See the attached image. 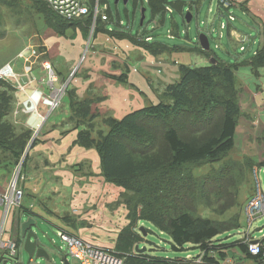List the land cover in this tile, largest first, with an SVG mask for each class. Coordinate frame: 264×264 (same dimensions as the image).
<instances>
[{
	"label": "trees",
	"instance_id": "trees-1",
	"mask_svg": "<svg viewBox=\"0 0 264 264\" xmlns=\"http://www.w3.org/2000/svg\"><path fill=\"white\" fill-rule=\"evenodd\" d=\"M138 1L135 0V4ZM39 2L49 10L50 29L65 35L70 28L81 27L85 39L89 38L97 0L87 1L90 15L77 21L64 20L46 3ZM98 4L100 9L106 7L105 0H99ZM148 4L155 18H164L167 11L171 12L169 0H148ZM104 15L108 22H103L101 17L97 19L93 40L98 32L109 33L105 27L111 21L109 7ZM86 19L82 27L79 23ZM145 25L146 20L141 28L144 40L141 45L156 54L157 50L145 43L146 39H153V33L148 32ZM203 53L213 57L216 63L199 69L183 67L180 81L164 91L163 101L121 120L105 118L107 132L102 129L94 132L96 119L100 118L92 114L95 101L80 100L71 85L65 92L70 121L78 131L77 143L96 150L106 182L123 190L121 200L128 209L130 224L119 235L112 252L124 261L123 264H180L176 259L153 256L152 253H156L153 250L141 252L144 247L138 231L141 224L151 225L167 235L175 253H183L189 246L200 250L204 264H216L217 258L225 256L223 253L227 249L218 244L222 240H214L242 229L240 214L226 223H219L198 216V208L205 207L224 216L239 207V187L245 173L255 167L264 170V160L245 159L244 163L227 164L219 173L213 171L199 179L186 167L222 163L234 150L239 120L243 117L237 99L236 74L247 66L255 72L264 69V49L258 51L250 65L248 62L224 63L211 49ZM119 81L124 83L122 78ZM218 87L220 91H216ZM12 92L14 99L15 91ZM12 112L0 103V152L4 163L13 164L14 168L23 164L21 177L33 132L26 129L21 132L7 123ZM17 242L20 252L22 241ZM258 243L264 246V239ZM240 246L249 254L246 242H240Z\"/></svg>",
	"mask_w": 264,
	"mask_h": 264
},
{
	"label": "crops",
	"instance_id": "crops-1",
	"mask_svg": "<svg viewBox=\"0 0 264 264\" xmlns=\"http://www.w3.org/2000/svg\"><path fill=\"white\" fill-rule=\"evenodd\" d=\"M105 3L106 6L108 3L111 13L110 23L105 24L109 33H97L95 37V44L97 43V45L93 48L94 52L91 53L90 58L85 59L89 61H85L87 65L86 67L84 66L80 75L77 72L84 60L83 47L85 41L90 40L91 34L88 39H85L83 28H70L65 35L54 33L51 41L44 39L45 47H43L50 51L49 60L54 68L58 83L68 80L64 86H73L72 90L75 91L76 97L80 100L95 101L92 107V114L99 115L104 119L121 120L124 118V114L119 119L114 115L117 111L113 107L115 95L113 93L121 91V85L118 83L127 84L130 89L133 86L139 87L131 81V73L138 75L139 69L144 66V62L149 67L157 68L158 70H160L162 65H171L170 61L173 63V71L166 70L168 79L163 77V85L166 87L179 81L183 67L199 69L212 65V61L215 59L203 53L208 51L201 47L199 40L201 35H206L209 38L211 50L222 52L223 57L221 55V58L218 55L217 57L224 63L231 64L230 58H235V63L232 65L244 62L249 63L256 57L258 51L264 49V0H234L233 6L229 11L222 10L219 2H217L216 15L213 0H195L190 4L184 2L170 3L171 5L168 8L171 12L167 11L164 18H155L150 11L152 19L150 22L156 21L157 23L158 20H163V24H155L154 31H158L161 26L166 27L169 17L173 26L170 31V40H157L158 33H153L151 42H146L148 39L145 40V43L151 48L153 47V50H157L156 54L141 45L144 42L142 30L139 29L137 32H133L135 31L134 21L132 22L128 18V24H125L120 15H118V21H116L113 17L109 0H105ZM132 4L134 5L135 13L139 7H144L143 9L146 7V13L148 9L150 10L148 0H142V2L140 0L137 4H135V0H132ZM174 9L179 12L183 20L185 19L186 21V14L190 13L192 17L191 23L196 18L198 25L200 24V28H198L199 37L193 40L187 38L193 43L187 40L183 42L184 39L180 34V25ZM236 12L242 14L245 18V26L255 30L257 32L256 36L250 38L238 30L235 26L237 22ZM204 13H207V22L204 21L206 18L202 20V17L205 16ZM118 14H120L119 11ZM213 15H215V18L210 23V17ZM229 15L235 17L233 23L228 22L227 18ZM222 18H226L227 28L222 31L220 24L219 31H217V20L220 21ZM86 21L87 19L79 24L84 27V22ZM146 30L150 32L148 27H146ZM217 33L218 36L215 39ZM232 34L240 36L242 44H239L236 41L238 38H233ZM226 36L228 44L224 47L221 45V41ZM176 38H179L180 41H177ZM212 40L216 44L214 48ZM28 43L31 45L30 40ZM246 44L250 46L249 49ZM242 47L246 49L245 53L241 52ZM40 50L45 52L44 49ZM62 58L66 59V62L71 65L68 68L67 72L69 74L67 77H64L59 70L58 61ZM133 58L137 59V62L141 64H132ZM184 60H186V63ZM77 67L78 69L75 73L74 71ZM261 71H258L259 75ZM121 78L124 83L119 81ZM163 85L162 87L164 88ZM142 88L145 90V87ZM144 92H147V89ZM45 93L47 94V92ZM163 93L164 91H162L161 96ZM130 96L136 98L135 91H130ZM63 98L68 101V105L66 108L60 109L55 117L53 116L54 113L50 112V109L46 108L45 114L40 112L48 119L36 133L37 131L31 130L27 126L29 117L14 116L16 111V97L14 96L15 109L12 114L11 124L18 129L22 128L33 132V138L27 148L29 150L28 160L23 174H21V177L19 175V188L23 190L25 195L23 205L10 213L11 216L9 219L7 217L8 221L6 220L7 224L5 223L6 226H4V240L22 241L18 263L22 257H25V239L22 237V225L28 220H34L36 226H38L39 221L49 225L58 238H60L62 233H66L81 239L89 245L111 252L116 248L119 235L130 224L128 209L121 200L123 190L106 182L102 176L100 158L96 150L83 148L77 143L78 131H76V126L70 121L69 100L65 95ZM132 107V105L129 106V108ZM50 115L55 120H51L52 117ZM15 119L25 120L23 123L18 124ZM258 120L261 123L263 122L257 118L256 123L252 124L251 122V125L256 126L258 124L259 127L260 123H258ZM30 122L33 123L34 119L30 118ZM261 126L262 132H264L263 123ZM3 158L2 152H0V193H4L8 189L19 168H14L13 164L4 163ZM261 161L263 159L259 157L257 162ZM20 166L22 169L23 164L21 163ZM3 219L4 214L2 213L1 215L0 213V227ZM259 220L260 218H257L251 225L247 222L246 228L242 226V229L238 232L226 235L225 239L220 238L222 243L218 244L225 246L227 250L223 253L225 255L223 259H216V262H218L216 264H264L261 259L251 257L247 252H244L240 246V242H246V238L253 242H259L264 239V230L256 223ZM142 227L143 225L141 224L138 228L139 232H142ZM257 234H259V237H257ZM236 235L239 236L237 240H230ZM217 240L219 241V239ZM155 246L158 247V245ZM141 250H143V247ZM150 250L156 252L152 253L153 256L159 255L157 249L151 248ZM179 254L181 258L176 257L172 260L176 259L180 264H204L196 260L202 257L201 251L192 246L187 247L185 252ZM3 258L5 257L0 253V264L5 262L2 261ZM71 259L73 258L67 252L64 253L61 250L50 251L48 249L46 257L37 258L36 254L33 258L29 257V264H77L75 260H73V263Z\"/></svg>",
	"mask_w": 264,
	"mask_h": 264
},
{
	"label": "rangeland",
	"instance_id": "rangeland-1",
	"mask_svg": "<svg viewBox=\"0 0 264 264\" xmlns=\"http://www.w3.org/2000/svg\"><path fill=\"white\" fill-rule=\"evenodd\" d=\"M36 1H38V4L36 3ZM36 1L34 0H0V67L5 66V65H13L17 74L19 76L23 75L24 70H25L24 62L23 60L19 59L18 56L19 54L24 52L25 49L26 50L30 49V52L32 53V54L30 53V55H34V53L37 54L36 58L33 59V62H34L33 71H34V74H35L34 77L36 78V80L31 78V82H28L27 84L26 91H43L44 93L47 92L46 95L48 96L53 91H62L64 93V91H66L68 88L64 86L68 82V80H66L65 84L63 82L58 83V80L56 78L53 80V78L51 77V72L46 71L43 66V64L46 61L50 63V60H49L50 51L47 48H43L45 47L44 39L51 41L53 34L56 32L55 30L50 29V27L48 26L50 23L49 22L50 13H49L48 8L45 7L43 4H41L39 2L40 0H36ZM194 1L195 0H170V3L174 4L178 2H184V3L190 4ZM109 2L112 8V11H113V17L115 18L116 21H118V15H120L122 21H124L125 24H128V18H130L132 22L134 21V25H135L134 27L135 31H133L134 33L142 28L140 26L141 11L144 7H139V9H137L135 13L132 0H129V3L127 5H124L123 1H120V4L117 6L115 4V0H109ZM217 2L218 0H213V4L215 5V15L217 12ZM43 3L45 2L43 1ZM145 9L147 8L145 7ZM118 11L120 14H118ZM174 11L179 21L180 34L181 36H183V39H184L183 42H185V40L189 41V40H193L194 38H198L199 37L198 28H200V24L198 25V21L196 20V18L192 21V23L188 24L187 20L185 22L180 17L179 12L177 10L174 9ZM187 14L190 15V13H187ZM204 15L205 16L202 17V20L206 18L207 13H204ZM215 15L210 17L211 19L210 23L213 22ZM235 17L237 19L235 26L238 28V30L243 35L248 36L250 38H253L254 36H256L257 32L255 30H251L249 29V27L245 26L244 24L245 18L242 16L240 12H236ZM145 18H146L145 26L148 27L149 31L151 33H158V37H156L157 40L160 39L163 41V40H167L170 38V31L173 29L172 20L170 17H169L167 26L166 27L161 26L158 29V31H154L155 24L158 23L161 25L163 24V20H158L157 23L156 21L150 22L152 19H151V14H150L149 9L147 13H145ZM204 21L207 22V18ZM222 23L227 24L226 18H222L220 21L217 20V31H219V25ZM202 28L205 29V27L203 26ZM93 35L94 33L92 34L91 32V37H93ZM217 36H218V33L215 39H217ZM232 36L235 39L238 38V40L236 41L239 44L242 42L241 37L238 36L237 34L235 35L232 34ZM91 37L89 41H85V45L83 47V51H82V54L84 53L83 63L81 64L78 72H77V69L79 65L74 71L75 73L77 72V74L79 73V75L83 71L84 66L86 67L87 65V62L85 61H89L85 59L90 58L91 53L94 52L93 48L95 47V45H97V43L95 44V38L93 40ZM187 38H189V40ZM29 40L31 41V45H29L28 43ZM176 40L180 41L179 38H176ZM189 42L193 43L192 41H189ZM212 43H213V48H214L216 44L214 41ZM227 44H228V40L226 36V38L221 41V45L226 47ZM246 47L249 49L250 46L246 44ZM40 49H44L45 52L44 51L42 52ZM242 49L244 50L242 51ZM242 49H241V52L245 53L246 49L244 47H242ZM38 52L40 53V56H38ZM214 52L219 57L220 55L222 56L221 51L215 50ZM234 59L232 57L230 58L231 65L235 63ZM225 61L227 62V60ZM184 62L186 63V60H184ZM251 62L247 63V65H250ZM170 63L172 66L162 65L160 70H158L157 68L149 67L148 64L144 62V66H142L139 69L138 75L133 72L131 73V81L134 84L138 85L139 87L133 86V88L130 89L129 86H127V84L118 83L119 85H121L120 86L121 91L120 92L118 91L117 93L116 92L113 93L115 94L113 98V102H114L113 107L117 111L114 113V115L117 119L121 118L123 114H124L123 116L125 117L131 114L132 112L140 111L144 108L151 107L152 105L157 104L158 102L164 100V96H161V93L162 91H165L168 88V86L166 87L163 85L164 83L163 77L168 79L166 70L171 71V72L173 71L172 69L173 63L171 61ZM58 64H59V70L62 73V75H64V77H67L69 74L67 71L71 65L68 64L66 62V59L64 58L59 60ZM132 64L139 65L141 63L137 62V59L133 58ZM203 66H208V65H203ZM51 68H52V71H54V68L52 67V65H51ZM261 70L262 71L259 75L258 71L255 72L254 70H252L251 67L247 66V67H242L239 70V72L236 74V76H239L236 79V87H237V91L239 92L237 99L240 102V106L243 112V117H241L239 120V126H238L237 136H236L237 137L236 146L234 150L227 156V158L222 163L202 164V165H193V166L186 167L188 171H190L195 178H198V179L202 178L206 175H209L213 171L219 173L220 170L225 168L227 164L232 165L233 163H244L245 159H250V160H254L257 162V160L260 157L264 160V145L262 146V144L264 143V132H262V128H261L262 123L264 125V91H263L264 90V70L263 69ZM0 82H1L0 83V103H2L5 107H7L9 109V112H12L15 109V102L13 99L12 91H17V90L13 87L11 83H6L3 81H0ZM162 85L164 86V88L162 87ZM72 87L73 86H71V89ZM142 87H145V90ZM146 89H147V92H144L146 91ZM220 90H221V87H218L216 91H220ZM130 91H135L136 98L135 97L132 98V96H130ZM2 94L5 95L4 98H2ZM165 102L168 103V100H165ZM67 105H68V101H66L65 98H63L57 110L52 112L54 113V115L53 114L52 115L55 117L59 113L60 109L66 108ZM131 105L133 107L129 108V106ZM46 108L50 109V107L48 108V101L42 104V106L39 108V113L42 112V114L43 113L45 114ZM12 114L10 113V116L7 119V123L12 122L11 120ZM20 115L16 117H19ZM52 115H50V117H52L51 120H55V118ZM252 115H254L253 116L254 119L252 118ZM28 117L29 118H28L27 126L29 128L31 126V122H30L31 117L30 116ZM257 118L263 121L261 123L258 120V123H260L259 127H258V124L256 126L251 125V122L252 124L256 123ZM15 120H16V123L21 124L24 122L25 119H15ZM100 129L104 130L105 132L108 131L107 127L104 125V118L102 117H100L99 119H96V122L94 124L95 133H98ZM18 130H21V132L26 131L25 129H22V128ZM34 131L36 130L34 129ZM20 172H21V167L17 169L16 173L20 175ZM256 174H258V177L261 182V191L264 194V170H261L260 168L255 167L253 171L245 173L244 178L242 179V183L240 184V187H239V205H238L239 207L229 211L224 216H220L214 211L209 210L205 207H199L198 216L202 218L210 219L214 222L226 223L227 221L231 220L232 218L240 214L241 222H243L242 226L243 228H246L248 219L245 213V208L247 207L248 203L255 197L257 193ZM0 213L1 215L2 213L4 214V208L0 207ZM10 216L11 214L8 216V219ZM259 218L260 220L256 223H258L260 227L263 228L264 230V215L259 216ZM7 221H6V224H7ZM142 225H143L142 229L144 230V232H141V234L144 240L143 249L145 251H148L151 248H154L159 251L158 256H162L164 258H170V259H174L176 257L181 258V255L179 253L177 254L173 252L171 248L172 240L167 235L160 233L155 228H153L151 225H148V224H142ZM33 229L37 233L41 241L44 242V244L50 251L61 250L64 253L67 252L66 245L63 242H61L60 238H58L57 234L51 230V227L49 225L39 221L38 226L34 227ZM144 233L146 234V236L144 235ZM224 237L225 235L217 239L220 240V238H224ZM257 237H259V234H257ZM238 238L239 236L236 235L234 238H231L230 240H237ZM217 239L214 240V242H216ZM155 245H158V247H156ZM24 255L25 257L24 258L22 257L20 259V262L17 264H29V257L26 254V252H24ZM73 260L74 259H71V261L74 263ZM9 264H15V263L12 261H9Z\"/></svg>",
	"mask_w": 264,
	"mask_h": 264
},
{
	"label": "built area",
	"instance_id": "built-area-1",
	"mask_svg": "<svg viewBox=\"0 0 264 264\" xmlns=\"http://www.w3.org/2000/svg\"><path fill=\"white\" fill-rule=\"evenodd\" d=\"M44 1L58 16L62 17L67 21H77L82 18L88 17L90 11L88 8V0H41ZM99 0L94 10V24L92 28V34L94 33L95 24L99 17H101L103 22H108V18L104 15L108 7H104L103 11L100 10ZM219 6L222 10L229 11L233 6L234 0H218ZM229 23L235 21L233 15H229L227 18ZM227 28V24L223 23L220 29L223 31ZM93 38V37H91ZM148 39L146 42H151ZM244 49H242L243 51ZM30 49L25 50L19 54L18 58L23 60L25 70L24 74L19 76L15 68L12 65H5L0 69V81L11 83L13 87L17 90L15 91L16 97V111L15 116L20 114L24 116H30L35 120L31 123L29 127L31 130H38L48 119L39 113V108L43 103L48 101V108L50 107V112H54L59 107L63 95L62 91H53L48 96L43 91H26L28 82H31V78L36 80L34 77L33 59L36 58L37 54L30 55ZM37 53V52H36ZM32 54V53H31ZM38 56L40 53L38 52ZM44 69L51 72V77L53 80L57 77L52 71L49 62L43 64ZM41 126V127H40ZM39 131V130H38ZM37 131V132H38ZM257 181V193L255 197L248 203L245 208V213L247 215L248 224H252L259 216L264 215V194L261 191V182L256 174ZM19 174L16 173L12 182L10 183L8 189L4 193H0V207L4 208V219L2 226L0 227V253L4 254L5 261H12L15 264L19 260L18 242L16 240H4V226L9 214L15 210L22 207L24 201V192L19 188ZM61 241L66 245L68 255L73 258L77 264H123L124 261L117 257L114 253L94 247L82 241L81 239L71 236L66 233L60 235ZM246 243L248 244V252L252 257L258 258L262 257V262L264 263V246L258 242H253L249 238H246ZM200 263H203L202 257L196 259Z\"/></svg>",
	"mask_w": 264,
	"mask_h": 264
},
{
	"label": "water",
	"instance_id": "water-1",
	"mask_svg": "<svg viewBox=\"0 0 264 264\" xmlns=\"http://www.w3.org/2000/svg\"><path fill=\"white\" fill-rule=\"evenodd\" d=\"M120 1H123L124 5H127L129 3V0H115L116 6L119 4ZM145 13L146 10L142 9L140 22L141 27L145 21ZM186 20L187 23L190 24L192 20L191 15L187 14ZM199 40L202 49H204L205 51H210L209 38L206 35H201ZM214 63H216V61H212V64ZM28 151L29 150H27L26 152V156L28 154ZM34 227H36V222L34 220H28L25 224L22 225V237L25 239L24 249L30 258H33L35 254L37 258L46 257L48 248L46 247L44 242H42L41 239L38 237L37 233L33 229ZM141 231L144 232V230ZM144 235L146 234L144 233ZM143 251L145 250H141V252ZM3 264H9V261H5Z\"/></svg>",
	"mask_w": 264,
	"mask_h": 264
}]
</instances>
